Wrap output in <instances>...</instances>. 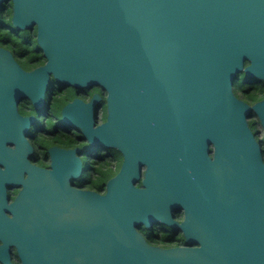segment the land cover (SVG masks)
<instances>
[{"label":"water","instance_id":"1","mask_svg":"<svg viewBox=\"0 0 264 264\" xmlns=\"http://www.w3.org/2000/svg\"><path fill=\"white\" fill-rule=\"evenodd\" d=\"M10 1L12 27H35L46 63L25 72L0 47V264H13L10 246L19 264H264V155L247 122L255 112L264 136V99L232 91L241 71L264 79V0ZM47 72L107 92L96 126V93L63 110L89 142L123 156L103 192L70 186L78 147H50L51 170L26 159L33 117L14 100L40 106ZM19 182L7 203L5 183ZM155 218L198 245H147L133 223Z\"/></svg>","mask_w":264,"mask_h":264},{"label":"flooded vegetation","instance_id":"2","mask_svg":"<svg viewBox=\"0 0 264 264\" xmlns=\"http://www.w3.org/2000/svg\"><path fill=\"white\" fill-rule=\"evenodd\" d=\"M6 5V6H5ZM10 9V13L8 10ZM11 1L5 2L0 10V47L8 49L15 63L25 72L43 66L46 57L38 48L35 40V27L17 30L11 25ZM6 20V23L2 20ZM247 63V62H245ZM48 80L44 88L40 106H36L28 94H19L15 100V111L20 116H32L27 128L22 132L23 137L31 146V151L26 154V159L32 165L45 169H52V157L49 148L52 146L72 150L73 155L80 161V173L69 178L70 186L76 189H88L103 192L106 181L113 176L123 160L122 154L115 147H103L95 142H89L82 134L80 125L67 122L63 118V110L76 99L83 102L89 101L96 93L99 99L93 106V123L96 126L105 121L107 117V92L98 85L90 87H75L65 85L64 81L56 78L53 73L47 72ZM232 91L236 97L248 104H253L264 99V79L257 76H246L241 71L232 83ZM247 122L256 139L260 141L264 155V136L258 115L251 111ZM5 146L15 148L14 142H6ZM211 149V147H209ZM120 153V155H119ZM212 155V151L209 150ZM0 162V168L4 169ZM142 165L141 170H144ZM113 170V172H112ZM23 171V179L27 177ZM98 184L101 186L97 188ZM135 185H141V179ZM23 183H5L7 203H11L19 194ZM171 219L178 224L184 220L185 213L182 205L169 209ZM8 216L11 212L5 210ZM145 225L141 221L133 223L134 229L150 246L169 249L180 246H197L198 242L186 240L180 225H170L155 218ZM10 255L13 264H19L16 248L10 246Z\"/></svg>","mask_w":264,"mask_h":264},{"label":"trees","instance_id":"3","mask_svg":"<svg viewBox=\"0 0 264 264\" xmlns=\"http://www.w3.org/2000/svg\"><path fill=\"white\" fill-rule=\"evenodd\" d=\"M5 6H6V5H5ZM8 13H10V9L8 10ZM119 155H120V153H119ZM100 186H101V185L98 184L97 188L99 189Z\"/></svg>","mask_w":264,"mask_h":264},{"label":"rangeland","instance_id":"4","mask_svg":"<svg viewBox=\"0 0 264 264\" xmlns=\"http://www.w3.org/2000/svg\"><path fill=\"white\" fill-rule=\"evenodd\" d=\"M2 22L6 23V20L3 19ZM112 172H113V170H112Z\"/></svg>","mask_w":264,"mask_h":264}]
</instances>
